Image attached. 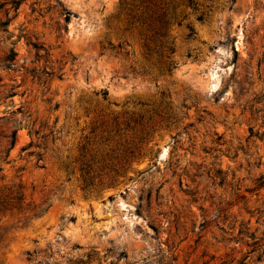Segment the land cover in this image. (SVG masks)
<instances>
[{
  "label": "rangeland",
  "instance_id": "374dc122",
  "mask_svg": "<svg viewBox=\"0 0 264 264\" xmlns=\"http://www.w3.org/2000/svg\"><path fill=\"white\" fill-rule=\"evenodd\" d=\"M189 1L0 0V264H264V0Z\"/></svg>",
  "mask_w": 264,
  "mask_h": 264
},
{
  "label": "trees",
  "instance_id": "16d2710c",
  "mask_svg": "<svg viewBox=\"0 0 264 264\" xmlns=\"http://www.w3.org/2000/svg\"><path fill=\"white\" fill-rule=\"evenodd\" d=\"M133 1L137 2V4L135 6H132L133 8L130 11L132 16L136 11L140 12L138 16L135 15L137 16V19H142V16L145 15L144 20L149 22V26L152 27V31L154 35L161 37L162 31L164 30V27L166 25L165 22L166 6L162 5V3H160V0H133ZM186 2L188 3V5H192V3L189 0H186ZM196 20L201 21L202 17L197 16ZM99 96L102 100H105L106 93L102 92ZM118 125H124V123L119 124L116 121V118H111L108 121H101L98 125V128L100 129V134H106V135H108L109 133L117 134ZM125 126L127 127L126 124ZM122 153H126L128 155V153L130 152L124 150ZM125 159L126 156L122 158V160ZM92 160H93V156H89L88 161L90 162V165L93 163L91 162ZM83 166H84V170L90 171L91 167H88L87 165L86 166L83 165ZM86 173L88 172L86 171ZM10 194H11L10 192L5 194L0 192V205L3 207L4 206L11 207L13 209L14 205H10V203L16 204L19 201H21V198H18L17 196H12V198L8 197Z\"/></svg>",
  "mask_w": 264,
  "mask_h": 264
}]
</instances>
